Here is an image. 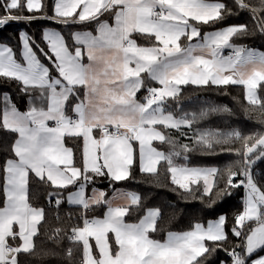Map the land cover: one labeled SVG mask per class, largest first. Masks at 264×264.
<instances>
[{
  "label": "snow or ice",
  "instance_id": "6c2138e0",
  "mask_svg": "<svg viewBox=\"0 0 264 264\" xmlns=\"http://www.w3.org/2000/svg\"><path fill=\"white\" fill-rule=\"evenodd\" d=\"M236 4L252 13L264 34V0H236ZM43 7L41 0H0L4 9L0 27L10 21L36 19L23 12H40ZM226 13V4L219 0H54L49 19L62 24L89 22L94 29L73 33L71 46L60 32L46 30L43 38L48 51L38 45L37 49L51 68L41 62L25 33L21 34L22 61L14 58L10 47H0V77L21 82L23 91L32 97L28 111L21 112L5 95L0 117V128L17 134L11 157L0 167V264H20L19 254L34 253L33 237L45 212L30 203V174L53 189L75 186L67 196L63 191L49 192L48 200L57 208L64 201L79 206L82 226L55 228L53 238L58 240L70 231L68 239L82 246L81 264H203L198 258L215 250L205 246V241H227L223 216L209 222L207 228L197 223L191 231L168 232L161 241L150 235L157 232L159 209H149L137 222L125 221L130 208L139 205L138 195L117 193L112 200L129 202L118 206H113L105 192L94 190L86 195L93 176L125 180L137 159L141 172L153 176L159 175L163 162L172 182L189 193L190 184L201 179L204 191H211L209 177L218 169L174 164L176 157L183 155L186 160L185 153L192 148L166 137L156 126L192 128L213 112L231 111L209 107L176 117L166 111L165 104L179 95L182 85H243L248 103L264 108L257 94L264 87V51L229 43L233 36L248 35V26H231L203 36L197 26L223 19ZM134 34L153 38L154 43L139 45ZM181 38L186 41L183 45ZM196 38L199 40L193 42ZM225 47L231 49L228 55ZM152 82L159 87L151 86ZM142 88L147 95L139 100L137 93ZM65 137L83 139L82 168L75 166ZM194 140L207 152H215L217 147L233 151L225 146L243 142L242 150H234L240 157L238 170L226 169V187L244 185L247 190L245 210L232 229L236 237H242V248L229 253L233 264H247L248 257L264 248V191L252 173L255 160L264 157V133L244 136L236 129L205 130ZM153 141L167 142L171 150L159 151ZM240 175L243 179L233 184ZM101 204L107 206L104 218L89 219V210ZM17 239L18 245L9 242ZM66 254L73 257V249L68 248ZM251 264H264V257Z\"/></svg>",
  "mask_w": 264,
  "mask_h": 264
},
{
  "label": "trees",
  "instance_id": "16d2710c",
  "mask_svg": "<svg viewBox=\"0 0 264 264\" xmlns=\"http://www.w3.org/2000/svg\"><path fill=\"white\" fill-rule=\"evenodd\" d=\"M228 8L223 19L208 24H197L201 34L222 29L228 26L247 25L249 34L245 36H233L230 43L236 46H245L264 51V34L254 21L252 13L237 6L236 0H220ZM256 3L257 0H251ZM44 5L40 12H23L24 16L35 15L37 18L31 21L20 20L10 21L0 29V44L8 45L14 52L16 59L21 60V33L24 32L30 37L34 50L40 56L41 62L51 68L49 61L38 52L37 45L48 51L47 42L43 38V32L48 28H56L61 31L69 45H73L72 34L77 31H92L94 25L89 22L62 24L53 21L48 17L53 15L54 0H42ZM4 9L0 8V15ZM140 45L148 46L154 43L153 38L134 34ZM184 41V38L181 39ZM22 61V60H21ZM258 96L264 101V87L257 89ZM5 95L11 104H15L20 111H27L30 107L32 97L23 91L21 82L14 79L0 77V117L5 107ZM166 111H172L176 117L184 113H198L209 107L227 108L230 112H213L206 118L196 121L192 128H181L180 130L167 129L158 125L161 131L175 140L178 144H188L192 151L184 156L176 157L174 164L177 166L216 168L218 172L214 175V183L210 192L204 191V184L191 185V192L181 189L171 180V174L167 172L166 165L161 162L159 175L153 176L143 173L140 170L137 159L130 169L127 179L116 181L109 176H93L92 186L101 187L107 193L108 198L116 189H125L137 193L140 197L138 206H132L125 219L129 222H137L149 209L160 210L161 216L157 221V232L150 233L154 239L165 240L168 232H184L194 229V225L204 224L209 221L219 220L225 217L224 230L227 234L226 242L207 241L206 246L211 250L205 253V257L198 258L203 264H233L229 254L232 249L241 251L243 239L236 237L232 231L236 226V217L243 213L245 186L226 187L228 173L226 169L231 167L238 170L237 161L240 157L235 154V149H243L242 141L232 142L225 147L233 151H222L217 147L215 152H207L195 143L194 137L200 131L219 130L229 132L233 129L239 130L244 136H256L264 133V108L253 106L246 100V89L243 85H182L179 95L175 99L166 100ZM72 115V112H68ZM17 138L16 133L0 128V167L4 161L11 157L10 147ZM67 145L74 151V164L82 166V138H67ZM154 146L162 152H169L171 146L167 142L155 141ZM259 151V149H257ZM252 173L257 185L264 191V157L256 159L252 165ZM243 179L237 176L233 184ZM2 174H0V185H2ZM53 189L48 183L41 182L30 174L29 199L30 203L37 208H43L45 219L41 222L39 231L33 238L35 245L34 253H21L18 256L20 264H81L82 246L74 245L68 239L70 231L61 234L60 239L53 238V229H70L71 226H82L79 206L62 202L59 208L54 201L49 202L48 193L52 191H63L67 196L72 190ZM3 206V195L0 192V207ZM106 205H97L87 213L88 218H99L105 213ZM247 224V223H246ZM250 224V223H248ZM111 235V234H110ZM18 245L20 240L9 241ZM73 249V257L66 254L67 249ZM264 254V248L257 250L248 257L247 264H251L257 256Z\"/></svg>",
  "mask_w": 264,
  "mask_h": 264
},
{
  "label": "crops",
  "instance_id": "0c3cea01",
  "mask_svg": "<svg viewBox=\"0 0 264 264\" xmlns=\"http://www.w3.org/2000/svg\"><path fill=\"white\" fill-rule=\"evenodd\" d=\"M41 2H42V0H41ZM210 2H217V0H210ZM219 2H221L220 0H219ZM52 20V19H51ZM53 21H55V20H53ZM234 26V25H233ZM228 27H231V26H228ZM225 28H227V27H225ZM225 28H222V29H217V30H214V31H220V30H223V29H225ZM46 30H55V31H58V32H60L61 34H62V32L61 31H59V30H57L56 28H48V29H45V31ZM44 31V32H45ZM214 31H211V32H214ZM44 32H43V37H44ZM77 32H80V31H77ZM22 33H24V32H22ZM21 33V34H22ZM207 33H210V32H207ZM207 33H204V34H207ZM26 34V33H25ZM204 34H201L202 36L204 35ZM63 35V34H62ZM64 36V35H63ZM134 38H135V36H134ZM182 39V38H181ZM199 40V38H196V40H194L193 42H197ZM21 41H22V49H21V60L23 59V51H24V48H23V39H22V35H21ZM137 43L140 45V43L137 41ZM181 43H182V45L183 44H185L186 43V41L184 40V41H182L181 40ZM229 43H230V41H229ZM4 46H7V47H9L8 45H6V44H0V47H4ZM143 46V45H142ZM33 47V46H32ZM34 49V48H33ZM254 49H256V48H254ZM257 50H259V49H257ZM13 51V50H12ZM224 54L225 55H228L230 52H231V50L230 49H228L227 47H225L224 48ZM259 51H261V50H259ZM13 54H14V52H13ZM14 58H16L15 57V54H14ZM151 86H153V87H159V85L158 84H156L155 82H152L151 83ZM258 93V92H257ZM147 95V92L145 91V89H141L140 90V92H138L137 93V99H139V100H143V98L145 97ZM9 103L11 104V102H10V100H9ZM28 111V110H27ZM21 112H25V111H21ZM72 115H74V113H72ZM157 127V129L158 130H160L161 131V129L158 127V125L156 126ZM97 133L94 131V135H96ZM67 138H69V137H65V145L67 146V147H69V148H72L71 146H69V145H67V143H66V139ZM82 141H83V139H82ZM154 142L155 141H153L152 142V144H153V147H155L154 146ZM134 147H136V145L134 144ZM72 150H73V148H72ZM159 150V149H158ZM159 151H161V150H159ZM73 153H74V151H73ZM76 167H83V165L82 166H77V165H75ZM185 167H188V166H185ZM189 168H197V167H189ZM131 169V168H130ZM89 175H91V174H89ZM110 177V176H109ZM92 180H93V178H92ZM91 180V182L90 183H88L87 184V187H86V195L87 196H91L92 195V193H93V191L94 190H96V191H100V192H105V190L103 189V188H101V187H97V186H92L93 184H92V181ZM201 183H203L204 184V182H203V180H201L200 181ZM213 183H214V178H213ZM191 185H193V184H191ZM191 185H190V187H191ZM212 186H213V184H212ZM73 188H72V190L71 191H75L76 190V188H75V186H72ZM204 188H205V185H204ZM117 193H134V192H131V191H127V190H125V189H116L107 199L108 200H111L112 201V204H113V206H118V205H124V204H126V203H129L128 201H125V200H122V199H116V200H112V198H113V196L114 195H116ZM134 194H136V195H138L137 193H134ZM246 198H247V190H245V192H244V199H243V203H244V209H243V212H244V210H245V206H246ZM77 206V205H76ZM3 207V206H2ZM151 209H156V208H151ZM107 212V206H106V210H105V213ZM105 213H104V215H105ZM147 213V212H146ZM145 213V214H146ZM144 214V215H145ZM104 215L102 216V217H99V218H104ZM143 215V216H144ZM142 216V217H143ZM141 217V218H142ZM125 219V218H124ZM125 221L126 222H129V221H127L126 219H125ZM157 221H158V219H157ZM216 221H218V220H213V221H209V222H216ZM209 222H207V223H204V224H201V225H203L205 228H207V226H208V224H209ZM129 223H134V222H129ZM247 224L248 223H250V224H252V222H246ZM252 226H255L254 224H252ZM194 230V229H193ZM191 231V230H190ZM185 232V231H184ZM178 233H180V232H178ZM34 238V237H33ZM153 238V237H152ZM166 238H167V236H166ZM161 241H164V240H161ZM206 242L207 241H205L204 243H205V246H206ZM257 250H259V249H257ZM256 250V251H257ZM255 251V252H256ZM254 252V253H255ZM261 257H264V254H262V255H260V256H257L256 258H255V260L256 259H259V258H261ZM233 261V260H232Z\"/></svg>",
  "mask_w": 264,
  "mask_h": 264
},
{
  "label": "rangeland",
  "instance_id": "374dc122",
  "mask_svg": "<svg viewBox=\"0 0 264 264\" xmlns=\"http://www.w3.org/2000/svg\"><path fill=\"white\" fill-rule=\"evenodd\" d=\"M71 23V22H70ZM231 50V49H230ZM258 94V93H257ZM197 168H200V167H197ZM213 178H214V176H211V177H209V179H210V181L212 182V184H213ZM202 180V179H201ZM191 185V184H190ZM245 190H246V188H245ZM245 192V191H244Z\"/></svg>",
  "mask_w": 264,
  "mask_h": 264
},
{
  "label": "built area",
  "instance_id": "2783aa9c",
  "mask_svg": "<svg viewBox=\"0 0 264 264\" xmlns=\"http://www.w3.org/2000/svg\"><path fill=\"white\" fill-rule=\"evenodd\" d=\"M2 27H3V26H2ZM2 27H0V29H1ZM89 219H92V218H89Z\"/></svg>",
  "mask_w": 264,
  "mask_h": 264
}]
</instances>
